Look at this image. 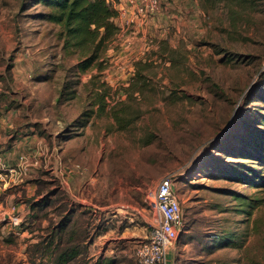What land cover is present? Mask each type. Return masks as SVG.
<instances>
[{
  "label": "rangeland",
  "instance_id": "rangeland-1",
  "mask_svg": "<svg viewBox=\"0 0 264 264\" xmlns=\"http://www.w3.org/2000/svg\"><path fill=\"white\" fill-rule=\"evenodd\" d=\"M47 12L0 0V102L22 98L26 117L70 139L71 181L48 169L28 220L0 214V264L62 251L64 264H136L153 218L145 191L166 176L182 211L167 264H264V0H161L84 71ZM237 171L258 177L225 176ZM49 235L50 250L36 246Z\"/></svg>",
  "mask_w": 264,
  "mask_h": 264
},
{
  "label": "crops",
  "instance_id": "crops-1",
  "mask_svg": "<svg viewBox=\"0 0 264 264\" xmlns=\"http://www.w3.org/2000/svg\"><path fill=\"white\" fill-rule=\"evenodd\" d=\"M21 99L11 105L0 102V154L5 163V169L0 172V214L10 223L28 220V198L36 201L43 195L36 191L37 182L44 178L43 175L48 169L51 170L48 174L58 176L60 173L63 178L71 181L70 173L66 172L69 167L63 161L66 156H70L67 153L70 139H63V135L59 136L57 131L47 130L46 122L41 119L26 117V101ZM81 122V126H84ZM71 152L73 156L81 155L80 149L78 152ZM67 191L73 195L70 185ZM80 205L89 208L87 205ZM89 209L96 211L95 208ZM145 213L143 217L148 223L149 217ZM105 232L97 237H103ZM147 233L148 231L143 237Z\"/></svg>",
  "mask_w": 264,
  "mask_h": 264
},
{
  "label": "trees",
  "instance_id": "trees-1",
  "mask_svg": "<svg viewBox=\"0 0 264 264\" xmlns=\"http://www.w3.org/2000/svg\"><path fill=\"white\" fill-rule=\"evenodd\" d=\"M39 1L48 7L46 19L60 27V35L63 36L65 46H70L74 49L78 48L83 55L84 58L77 63L79 70L89 69L91 63L98 58L95 53L96 49L103 44L106 46L107 42L112 39L119 29L115 22L117 11L113 7L112 0ZM8 104L11 105V103ZM81 120L86 122V118ZM259 144L264 148V129L261 130V137L257 147H259ZM247 154L254 156V153ZM244 167L249 171L246 165ZM220 174L225 173L220 172ZM225 176H233L236 181L242 183L251 182L252 178L258 177L252 171L250 173L237 171L227 173ZM263 177L264 175H260L258 178L262 179ZM35 244L36 246L43 244L46 249L50 250L53 238L50 235L47 237L40 236V239ZM48 253L51 254V251ZM68 253V251H62L56 256L54 255V264H64L69 258ZM94 264H102V262L97 261Z\"/></svg>",
  "mask_w": 264,
  "mask_h": 264
},
{
  "label": "built area",
  "instance_id": "built-area-1",
  "mask_svg": "<svg viewBox=\"0 0 264 264\" xmlns=\"http://www.w3.org/2000/svg\"><path fill=\"white\" fill-rule=\"evenodd\" d=\"M115 4L120 20L118 31L130 28L137 21L152 18L160 8L159 0H118ZM4 169L0 154V172ZM145 199L153 218L148 221L150 229L147 235L135 245L133 257L136 264H167L168 246L178 236L182 214L181 203L173 190V177L166 176L152 189L148 188Z\"/></svg>",
  "mask_w": 264,
  "mask_h": 264
}]
</instances>
